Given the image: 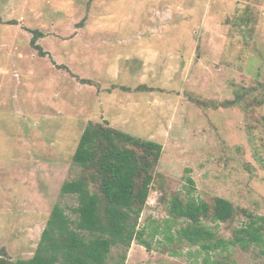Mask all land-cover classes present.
Segmentation results:
<instances>
[{"label": "rangeland", "instance_id": "obj_1", "mask_svg": "<svg viewBox=\"0 0 264 264\" xmlns=\"http://www.w3.org/2000/svg\"><path fill=\"white\" fill-rule=\"evenodd\" d=\"M0 19V252L31 258L54 206L73 214L61 187L90 122L164 146L140 219L152 246L134 242L125 264L220 257L169 243L174 194L264 216V0H0ZM231 257L264 264L258 249Z\"/></svg>", "mask_w": 264, "mask_h": 264}, {"label": "trees", "instance_id": "obj_2", "mask_svg": "<svg viewBox=\"0 0 264 264\" xmlns=\"http://www.w3.org/2000/svg\"><path fill=\"white\" fill-rule=\"evenodd\" d=\"M1 20V19H0ZM32 45L43 56L38 43L42 32L32 30ZM139 90H154L147 85ZM244 94L237 96L238 100ZM253 101L246 106L250 107ZM164 151L162 143L146 140L100 122L85 128L73 156L79 168L67 180L61 194L73 196V214L58 202L44 228L31 258L12 259L0 252V264H125L134 242L151 248L141 215L147 206ZM191 183L194 181L190 179ZM165 231L170 244L199 246L205 253H217L215 264H232L233 247L258 249L264 254V216L236 207L229 199L216 196L212 201L174 194L169 200ZM243 215L231 238L220 234L218 225L233 223ZM214 223V225H212ZM176 233H170L172 226ZM117 249V255L112 252Z\"/></svg>", "mask_w": 264, "mask_h": 264}]
</instances>
